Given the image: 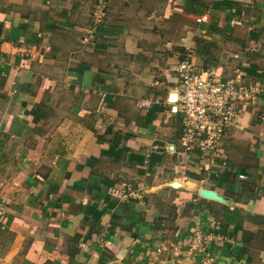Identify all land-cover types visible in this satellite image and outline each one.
<instances>
[{"label": "crops", "instance_id": "1", "mask_svg": "<svg viewBox=\"0 0 264 264\" xmlns=\"http://www.w3.org/2000/svg\"><path fill=\"white\" fill-rule=\"evenodd\" d=\"M94 4L0 0V264H264V0H109L99 26ZM182 60L263 89L225 168L180 155Z\"/></svg>", "mask_w": 264, "mask_h": 264}, {"label": "built area", "instance_id": "2", "mask_svg": "<svg viewBox=\"0 0 264 264\" xmlns=\"http://www.w3.org/2000/svg\"><path fill=\"white\" fill-rule=\"evenodd\" d=\"M108 1L95 0L92 16L96 26L101 25L106 18ZM196 22L203 25L208 23L209 19L202 16ZM89 35L88 40L93 39V31L89 32ZM245 66L243 63L242 67H238L230 75H225L216 69L198 68L188 60L178 63L174 76L177 96L174 103L175 112L181 115L182 121L180 155L197 152L200 159L206 161L203 167L227 166L228 156L222 148V139L229 128L239 123L242 113H245L263 92L258 83L246 80L243 70ZM142 105L147 107L149 102L145 101ZM157 150L158 147L153 146L150 153ZM199 169L202 170V167ZM239 178L244 180L246 176L239 175ZM141 190L142 188H139L136 191L129 184L122 183L113 186L109 194L125 200L128 197L141 198ZM186 240L189 252L198 255L205 253L216 239L211 232L203 233L194 227L190 229Z\"/></svg>", "mask_w": 264, "mask_h": 264}, {"label": "water", "instance_id": "3", "mask_svg": "<svg viewBox=\"0 0 264 264\" xmlns=\"http://www.w3.org/2000/svg\"><path fill=\"white\" fill-rule=\"evenodd\" d=\"M201 195L209 199L221 201L220 197H218L217 194L213 191H202Z\"/></svg>", "mask_w": 264, "mask_h": 264}, {"label": "bare ground", "instance_id": "4", "mask_svg": "<svg viewBox=\"0 0 264 264\" xmlns=\"http://www.w3.org/2000/svg\"><path fill=\"white\" fill-rule=\"evenodd\" d=\"M176 100H177V96L175 94H173L172 101L175 102Z\"/></svg>", "mask_w": 264, "mask_h": 264}]
</instances>
